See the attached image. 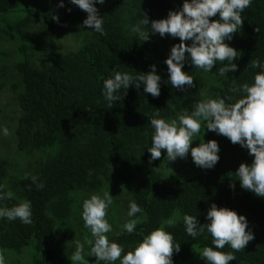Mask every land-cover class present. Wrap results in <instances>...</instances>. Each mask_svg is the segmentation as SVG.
<instances>
[{
    "label": "trees",
    "instance_id": "1",
    "mask_svg": "<svg viewBox=\"0 0 264 264\" xmlns=\"http://www.w3.org/2000/svg\"><path fill=\"white\" fill-rule=\"evenodd\" d=\"M47 1L55 3L44 6ZM182 4L183 0H105L103 5L96 4L104 20V34H100L83 26L87 13L70 0H0V92L12 93L4 107H18L17 111L0 109V127L10 120L5 124L6 140L27 155L28 164L14 171L12 161L0 154V186L3 192L13 193L11 199L0 200V207L27 200L32 209L30 224L0 219L4 264H71L74 241L91 238L81 218L83 200L105 192L113 196L106 215L113 229L108 236L125 253L152 230L164 227L180 243V251L172 256L174 264L204 263L196 252L214 247L212 237L206 231L195 239L188 236L183 216H197L200 225L206 224L207 211L215 203L244 215L246 230L254 234L240 251L225 245L221 251L236 256L229 264H264V197L243 189L235 175L241 163L250 164L253 159L247 149L209 131L204 141L218 142L220 159L213 168L199 171L166 167L164 152L150 162L147 150L154 131L148 118L158 109L161 118L171 120L182 111H193L202 95L232 97L228 102L242 97L231 89L253 82L261 71L251 67L253 60L264 63V0H252L242 13L241 29L226 41L239 51L234 61L237 71L219 76L217 70L224 66L219 61L208 73L185 62L182 70L193 76L194 86L183 91L165 83L164 61L179 38L156 33L143 42L130 31L144 15L150 28L152 20L165 18ZM63 25L80 38L74 51L62 50L52 37L61 34ZM151 65L162 78L159 97L132 85L120 89L116 93L120 99L113 104L104 98L103 81L113 70L138 76L150 71ZM39 183L42 188L37 187ZM125 193H131L142 209L129 217L138 221L132 233L121 228L127 221L119 207L112 208ZM119 216L122 223L114 227ZM169 219L175 223L167 225ZM88 251L85 244L89 264H103L88 257Z\"/></svg>",
    "mask_w": 264,
    "mask_h": 264
},
{
    "label": "clouds",
    "instance_id": "2",
    "mask_svg": "<svg viewBox=\"0 0 264 264\" xmlns=\"http://www.w3.org/2000/svg\"><path fill=\"white\" fill-rule=\"evenodd\" d=\"M87 13L83 26L104 34L103 16L99 14L96 4L103 5L105 0H70ZM252 0H183L177 10H170L165 18L149 20L144 15L130 31L143 42L149 40L151 34L158 33L161 37L166 34L179 38L174 44L164 63L167 65L168 79L165 83L183 91L185 87H193L194 78L182 69L185 62H190L194 68L205 73L211 72L219 61L224 66L218 68L219 76H226L228 72L237 71L238 50L231 47L226 41H231L237 29H241L242 13L248 8ZM63 7V3L60 4ZM218 17L217 19H210ZM58 21V17H56ZM190 41L191 43H187ZM227 61L226 64L224 62ZM251 67L261 69L253 77L251 84L244 83L239 88H232V92L242 93V97L232 101V97L213 98L203 96L190 113L182 111L176 119L161 118L158 109L148 118L154 130L151 135V146L147 147L150 153V162L166 153L167 161L185 158L189 152L196 166L203 169L213 168L219 161L220 148L216 140L204 141L199 138L202 124L204 129L227 137L231 143L239 144L248 150L253 157L250 164L241 163L235 175L240 186L251 191L258 197H264V63L258 59L251 62ZM141 73V72H140ZM161 76L157 74L155 65L150 71L133 76L128 72L113 70V75L103 81L102 94L113 104L120 99L116 93L120 89H128L135 85L137 90L143 86V92L159 97ZM0 132L7 136V127H0ZM199 139L196 146L193 142ZM33 183L37 177H32ZM42 188L43 184H37ZM230 187L234 188L233 183ZM11 191L3 192L0 186V200L11 199ZM113 203V196L105 192L103 196L93 194L83 200L81 218L84 227L91 233L84 243L74 241L75 250L69 258L71 264H89L85 256V244L89 246L88 257H96V261L103 264H174L173 253L180 251V243L174 241L173 235L164 227L156 228L137 242L132 250L125 253L124 248L117 242L110 240L108 233L112 232V225L106 219L107 209ZM142 213L141 207L130 200L128 217H135ZM9 221L19 219L23 224L32 222L31 202L22 200L12 207H0V219ZM205 219L208 223L200 225L197 216L185 214L183 223L188 236L195 239L203 232L212 237L214 247L205 246L196 252L205 264H229L236 260L234 252H224L225 245L234 251L245 249L254 239V234L248 229V221L244 215L226 207H217L211 204ZM137 219H130L121 225L127 233L136 229ZM172 225L175 220L165 221ZM0 264H4L0 257Z\"/></svg>",
    "mask_w": 264,
    "mask_h": 264
},
{
    "label": "rangeland",
    "instance_id": "3",
    "mask_svg": "<svg viewBox=\"0 0 264 264\" xmlns=\"http://www.w3.org/2000/svg\"><path fill=\"white\" fill-rule=\"evenodd\" d=\"M55 3V1H47L44 3V6H49V5H53ZM61 34H59L58 36L56 35H52L53 38H55L61 49L66 51H74L77 49L78 45L80 44V38L79 36H76L74 32V30L67 25H63V29L60 30ZM212 97L214 98L215 96L212 95ZM12 99V93L9 91H4V92H0V109H5L7 111H17L18 107L13 108V107H4V104L8 101ZM201 99V98H200ZM10 120L4 121V123L1 125V127H5L6 123H9ZM201 131L203 132V135L199 134V138H202L204 140L205 139V135L207 132H209L206 128L204 129V126L202 124L201 127ZM200 131V132H201ZM0 137L4 140L3 142H0V154L7 156L11 161H12V169L14 171H21L24 170L25 168H27L28 164L26 163V156L24 154H20L17 152V150L15 149V147L13 146L12 142H9L6 140V136L3 135V133L0 135ZM199 143V139H197L196 141L193 142L192 146H196ZM171 165H174L175 167H172L173 169H179V170H191V169H195L197 171H199L200 169H202L201 167H198L195 165V163L192 160L191 154L189 152L188 156L181 159V158H177L175 161H166V167H171ZM149 166H152V164H149ZM145 170V168H144ZM195 171V172H197ZM178 172V171H177ZM144 176V174H140L139 175V181L141 180V178ZM171 176H168V178H170ZM141 182V181H140ZM132 189H134V185L131 186ZM118 201H115V205L112 207L113 209H115L117 211V208L119 207L120 212L119 214L121 216H123V219L125 221H129V217L127 215L128 213V205H129V201L133 200V196L131 193H125V195L119 196ZM122 223V219L120 218V216L117 219V222L115 224L114 227L116 226H120V224ZM114 224V223H113ZM194 263V261H189ZM184 263V264H188ZM194 264H200L199 260H196V263ZM205 264V261L204 263Z\"/></svg>",
    "mask_w": 264,
    "mask_h": 264
}]
</instances>
